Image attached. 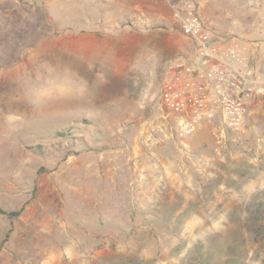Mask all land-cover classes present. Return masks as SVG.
I'll list each match as a JSON object with an SVG mask.
<instances>
[{
  "label": "rangeland",
  "instance_id": "1",
  "mask_svg": "<svg viewBox=\"0 0 264 264\" xmlns=\"http://www.w3.org/2000/svg\"><path fill=\"white\" fill-rule=\"evenodd\" d=\"M130 1L0 0V264H264V0H194L260 78L224 139L159 117L195 45Z\"/></svg>",
  "mask_w": 264,
  "mask_h": 264
},
{
  "label": "built area",
  "instance_id": "2",
  "mask_svg": "<svg viewBox=\"0 0 264 264\" xmlns=\"http://www.w3.org/2000/svg\"><path fill=\"white\" fill-rule=\"evenodd\" d=\"M181 34L195 55L169 58L159 92V117L175 119L181 133L193 134L201 121L216 124V135L239 132L260 78L243 70L236 42L216 44L202 23L194 0H168Z\"/></svg>",
  "mask_w": 264,
  "mask_h": 264
},
{
  "label": "crops",
  "instance_id": "3",
  "mask_svg": "<svg viewBox=\"0 0 264 264\" xmlns=\"http://www.w3.org/2000/svg\"><path fill=\"white\" fill-rule=\"evenodd\" d=\"M118 0H111V3H115ZM128 2V0H127ZM200 2V1H199ZM170 2L168 0H131L128 4L125 3L123 4L124 6H122L123 8H126L128 12H131L132 15L136 14L137 19L139 20L140 23H148V22H152L154 25L155 24H159L160 20H162L163 14H162V8H164V6L166 7L169 15H170V19L171 21L175 22L171 7H170ZM200 7H199V13L201 14V16L205 15L206 12V8L207 6L209 7L210 5L207 4H203L202 2L199 3ZM213 11H215L214 9H219V6L217 4H213ZM147 16H150L149 18H147ZM173 22V23H174ZM123 30V29H122ZM125 30V29H124ZM157 29H155V27L153 28L152 34L158 36L159 34L156 33ZM135 32V31H134ZM257 48L261 49L262 48V44H260V46H258V44L255 45V47H253L252 49H255V51L257 50ZM250 49V55H252L254 52L253 50ZM175 50V48L173 46H169L167 49H165L166 52L171 53ZM246 47L243 46V48L241 49V53H242V58H243V70L248 73V74H256V64H255V60H247L246 59ZM195 55V51H193V54L190 57H193ZM258 76V75H257ZM258 86L255 87V92ZM255 94V93H254ZM254 97V95H253ZM253 99V98H252ZM252 101V100H251ZM251 104V102H250ZM209 124L206 121H201L198 124L199 128L201 125H206ZM194 134V133H193Z\"/></svg>",
  "mask_w": 264,
  "mask_h": 264
},
{
  "label": "trees",
  "instance_id": "4",
  "mask_svg": "<svg viewBox=\"0 0 264 264\" xmlns=\"http://www.w3.org/2000/svg\"><path fill=\"white\" fill-rule=\"evenodd\" d=\"M20 212H21V209H19V210H17V211L8 212V213H6L5 211L0 210V213L6 214V215L9 216V217L18 216V215L20 214ZM8 234H9V233H6V235H5V239L8 237ZM4 241H5V240H3L2 243H3Z\"/></svg>",
  "mask_w": 264,
  "mask_h": 264
}]
</instances>
